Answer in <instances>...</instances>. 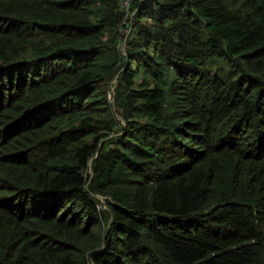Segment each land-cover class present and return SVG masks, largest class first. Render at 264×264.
<instances>
[{"label": "trees", "instance_id": "1", "mask_svg": "<svg viewBox=\"0 0 264 264\" xmlns=\"http://www.w3.org/2000/svg\"><path fill=\"white\" fill-rule=\"evenodd\" d=\"M121 2L0 0V264H264V0Z\"/></svg>", "mask_w": 264, "mask_h": 264}, {"label": "built area", "instance_id": "2", "mask_svg": "<svg viewBox=\"0 0 264 264\" xmlns=\"http://www.w3.org/2000/svg\"><path fill=\"white\" fill-rule=\"evenodd\" d=\"M134 1L135 0H122V2H121V6L124 9V11L126 12V18L124 20V25H125L124 28H126V26H128V24H130V22L133 20V15L135 14V11L131 12V7H132ZM127 28L131 29V27H127Z\"/></svg>", "mask_w": 264, "mask_h": 264}, {"label": "rangeland", "instance_id": "3", "mask_svg": "<svg viewBox=\"0 0 264 264\" xmlns=\"http://www.w3.org/2000/svg\"><path fill=\"white\" fill-rule=\"evenodd\" d=\"M127 27L128 26H126V28ZM126 28H123L122 29V37H121L122 38V42H121V46H122L123 50H125V44H126L127 40L131 37V30L129 28H127V29ZM99 198H100V200L102 202H104V200H105L104 197H100L99 196Z\"/></svg>", "mask_w": 264, "mask_h": 264}]
</instances>
